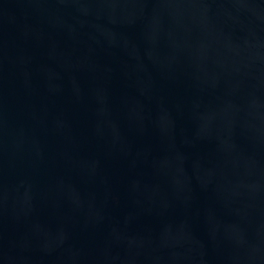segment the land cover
<instances>
[{
  "label": "water",
  "instance_id": "water-1",
  "mask_svg": "<svg viewBox=\"0 0 264 264\" xmlns=\"http://www.w3.org/2000/svg\"><path fill=\"white\" fill-rule=\"evenodd\" d=\"M0 264H264V0H0Z\"/></svg>",
  "mask_w": 264,
  "mask_h": 264
}]
</instances>
